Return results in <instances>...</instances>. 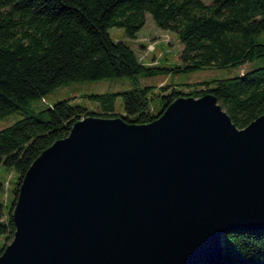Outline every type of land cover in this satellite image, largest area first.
<instances>
[{"label":"water","instance_id":"obj_1","mask_svg":"<svg viewBox=\"0 0 264 264\" xmlns=\"http://www.w3.org/2000/svg\"><path fill=\"white\" fill-rule=\"evenodd\" d=\"M0 264H217L264 230V113L243 128L207 93L145 124L88 115L42 150Z\"/></svg>","mask_w":264,"mask_h":264},{"label":"trees","instance_id":"obj_2","mask_svg":"<svg viewBox=\"0 0 264 264\" xmlns=\"http://www.w3.org/2000/svg\"><path fill=\"white\" fill-rule=\"evenodd\" d=\"M149 13L154 24L182 45L180 65H146L108 28L135 38ZM264 0H0V119L22 118L0 129V164L17 175L7 209L0 204V254L15 230L11 210L22 178L39 153L69 134L88 115L119 116L128 123L153 121L178 96L213 94L232 123L243 128L264 113V66L242 74L185 84L142 85L141 76L190 72L205 67H238L264 56ZM128 77L131 87L90 93L88 110L67 99L33 108L53 89L70 81ZM122 113H116V97ZM157 99L155 105L153 100ZM3 184L0 183V191ZM217 264H264V230H238L221 236Z\"/></svg>","mask_w":264,"mask_h":264},{"label":"rangeland","instance_id":"obj_3","mask_svg":"<svg viewBox=\"0 0 264 264\" xmlns=\"http://www.w3.org/2000/svg\"><path fill=\"white\" fill-rule=\"evenodd\" d=\"M208 2L209 0H204ZM108 33L113 40L122 41L130 46L136 53L138 60L146 65L157 64L165 68H173L180 65L179 54L182 48L176 35L172 32L158 28L149 13L145 14L144 25L137 31L135 38H129L124 35L121 28L110 27ZM258 42L264 44V33L258 37ZM264 66V56L246 62L238 67H205L190 72H174L170 70L165 74L155 76H141L138 81L142 85H160L170 83L178 90H185V84L195 83L215 78H225L236 76ZM131 79L128 77L103 78L98 80L70 81L53 89L44 99L36 100L32 103L33 108H39L45 103H54L58 100L67 99L72 105H80L88 110H95L97 104L85 97L90 93L118 92L129 89ZM158 104V100H153ZM115 112L122 113L121 98L118 96L115 100ZM19 111L13 112L0 119V129L11 125L22 118ZM17 175L12 169L5 168L0 164V183L3 184V190L0 191V204L7 209L12 199V190L15 185ZM10 242V241H9ZM8 242V243H9Z\"/></svg>","mask_w":264,"mask_h":264}]
</instances>
